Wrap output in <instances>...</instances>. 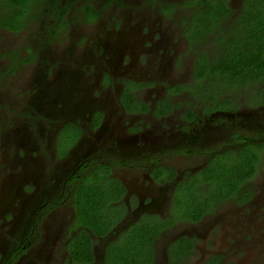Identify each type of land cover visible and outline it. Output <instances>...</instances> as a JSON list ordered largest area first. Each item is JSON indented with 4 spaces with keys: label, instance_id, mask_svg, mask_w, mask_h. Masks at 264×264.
<instances>
[{
    "label": "flooded vegetation",
    "instance_id": "flooded-vegetation-1",
    "mask_svg": "<svg viewBox=\"0 0 264 264\" xmlns=\"http://www.w3.org/2000/svg\"><path fill=\"white\" fill-rule=\"evenodd\" d=\"M261 3L0 0V264H106L158 225L150 264H264V69L221 70Z\"/></svg>",
    "mask_w": 264,
    "mask_h": 264
},
{
    "label": "trees",
    "instance_id": "trees-1",
    "mask_svg": "<svg viewBox=\"0 0 264 264\" xmlns=\"http://www.w3.org/2000/svg\"><path fill=\"white\" fill-rule=\"evenodd\" d=\"M252 11V16L243 15L239 18L241 20L239 27L245 29L240 37L245 38L239 42L241 50L237 52L234 51V45L229 44L227 46L226 51L229 55L227 58L225 56L221 59L223 75L229 71H233V76L257 75L260 68L264 69V0H262L260 9L259 7H253ZM240 37L235 42L236 44ZM248 174H252V171L248 173V170L242 167H235L227 172L223 171L222 177L216 181V184L219 185L209 186V189L202 192L210 197L206 198L211 200L209 205L214 206L226 198L241 194L243 189L241 183L246 180ZM92 195H98V191L93 190ZM80 202L79 215L87 218L92 210L86 200ZM91 217L94 219L97 217V212L94 209ZM93 226L92 228L89 227L93 235L107 234L108 226H105L103 233L97 231V226ZM161 228L160 225L154 228L153 231L149 227H143L141 230L133 228L129 232L119 235L114 241L107 244L104 256L106 264H150L154 257L151 245L160 236ZM80 237L81 239L77 241L78 246L73 248L71 252L77 257L92 259L89 236L82 233Z\"/></svg>",
    "mask_w": 264,
    "mask_h": 264
},
{
    "label": "rangeland",
    "instance_id": "rangeland-1",
    "mask_svg": "<svg viewBox=\"0 0 264 264\" xmlns=\"http://www.w3.org/2000/svg\"><path fill=\"white\" fill-rule=\"evenodd\" d=\"M11 35L9 33H5L4 31H0V41H5L6 39H10ZM4 44H1V47H3ZM261 249H264V246H262ZM264 258V256L262 257Z\"/></svg>",
    "mask_w": 264,
    "mask_h": 264
}]
</instances>
